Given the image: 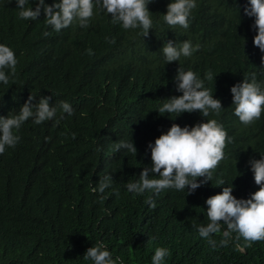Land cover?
Instances as JSON below:
<instances>
[{
	"label": "trees",
	"instance_id": "16d2710c",
	"mask_svg": "<svg viewBox=\"0 0 264 264\" xmlns=\"http://www.w3.org/2000/svg\"><path fill=\"white\" fill-rule=\"evenodd\" d=\"M29 2L35 9L34 0ZM59 2L45 0L49 6ZM171 2L148 5L153 28L143 37L141 29L125 30L95 7L88 27L74 21L56 32L43 11L37 21L21 20L15 0H0V44L18 59L15 83L0 82V116L18 114L30 95L36 97L34 104L51 97L50 106L65 101L74 109L68 116L58 108L53 120L39 125L29 119L17 133L16 147L0 155V264H93L83 257L99 241L124 264H151L158 247L169 249L165 264H264V241L243 254L232 245L213 250L193 227L207 225L206 200L223 187L232 183L237 199L259 190L248 162L264 155V112L244 125L234 115L230 91L252 73L264 80V53L253 44L255 17L244 14L248 0H196L189 28L170 27L163 15ZM169 40L178 45L191 41L199 50L166 64L162 48ZM88 49L94 54L88 55ZM179 67L201 78L208 71L216 75L205 85L221 102L219 115L157 112L163 100L182 95L174 80ZM211 119L233 138L212 181L191 195L187 189L159 195L127 191L126 183L151 166L149 143L173 123L191 128ZM120 140H132L137 155L113 151L112 144ZM104 175L115 182L101 200L92 188ZM149 197L155 208L145 203Z\"/></svg>",
	"mask_w": 264,
	"mask_h": 264
},
{
	"label": "clouds",
	"instance_id": "9594fccd",
	"mask_svg": "<svg viewBox=\"0 0 264 264\" xmlns=\"http://www.w3.org/2000/svg\"><path fill=\"white\" fill-rule=\"evenodd\" d=\"M35 9L30 6L29 0H15L18 18L21 20L37 21L43 11L45 22L54 31L59 32L68 28L73 22H78L81 27H88L90 19L94 16V7L110 14L111 22L119 24L125 30L141 29L143 37L149 35L153 28V20L148 10V5L153 0H61L51 6L45 4V0H34ZM249 6L244 8V14L255 17L253 29L256 35L253 44L264 53V0H248ZM197 7L196 0H172L167 6V13L163 15L164 21L170 27L180 26L188 29L192 11ZM50 32L43 35L48 36ZM105 40L115 43V39ZM199 50L191 41H183L176 44L169 40L164 44L162 52L166 64L177 62L181 57H191ZM88 55H93L91 49ZM262 68H264V56H262ZM18 59L8 46L0 44V82L8 85L15 83L16 66ZM264 76V73H260ZM216 75L211 71L205 73L204 77L192 70L185 71L182 67L177 69L174 78L176 91L181 96H172L162 101L159 114H176L199 111L203 117L211 113L219 115L223 110L220 100L213 98V89L206 87L205 81H215ZM234 115L246 126L261 118L264 112V80L257 79V73L244 78L231 89ZM36 97L30 95L28 100L20 108L18 114L0 116V155L7 148H15L21 137L17 134L23 124L32 119L37 125L53 120L58 108L68 116L74 115L72 106L60 101L58 105L50 106L51 97H41L37 104L33 101ZM64 116L61 115L60 119ZM189 128H181L173 123L166 134H162L153 143L148 144L151 150V166H144L135 181H128L125 185L129 193L143 195L150 191L153 195H159L162 190L175 189L185 191L187 195L193 194L197 189L213 179L214 170L225 158L224 149L226 144H231L233 138L229 137L223 125L216 119L206 120ZM59 124V120H56ZM75 139V134H72ZM112 150L119 152L126 150L137 155V149L132 140H120L112 144ZM102 151V146L96 149ZM249 165L254 174L255 184L259 190L251 195L249 199H237L232 195V183L223 187L222 193L212 196L206 200L207 225H193L208 245L215 250L232 245L234 250L243 254L254 242L264 241V155L261 159H250ZM159 177V178H155ZM203 178V179H199ZM199 180V182H198ZM115 181L112 175H104L96 187L92 188L94 193L101 194V200L108 196L103 195ZM217 183L225 185V181L218 179ZM114 194L118 197L119 192ZM150 207L156 204L152 197L146 201ZM226 226V227H225ZM221 234L222 238L217 241L214 235ZM169 249L158 247L151 258V264H165L169 256ZM91 260L93 264H124L120 256L113 258L106 245L99 241L95 246L87 249L84 257Z\"/></svg>",
	"mask_w": 264,
	"mask_h": 264
}]
</instances>
